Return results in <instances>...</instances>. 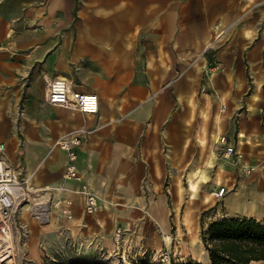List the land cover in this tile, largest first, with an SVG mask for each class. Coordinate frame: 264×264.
Masks as SVG:
<instances>
[{
    "label": "crops",
    "instance_id": "crops-1",
    "mask_svg": "<svg viewBox=\"0 0 264 264\" xmlns=\"http://www.w3.org/2000/svg\"><path fill=\"white\" fill-rule=\"evenodd\" d=\"M57 77L97 94L99 114L48 103ZM80 128L92 131L79 148L82 180L65 181L56 143ZM223 138L243 161L223 158ZM1 145L33 187H64L42 199L52 210L73 202L72 219L64 202L53 213L74 254L110 259L119 228L124 253L168 248L175 189H190V175L204 188L209 167L245 203L230 215L264 220V0H0ZM84 183L100 199L95 215Z\"/></svg>",
    "mask_w": 264,
    "mask_h": 264
},
{
    "label": "rangeland",
    "instance_id": "rangeland-1",
    "mask_svg": "<svg viewBox=\"0 0 264 264\" xmlns=\"http://www.w3.org/2000/svg\"><path fill=\"white\" fill-rule=\"evenodd\" d=\"M22 115H25V112L22 113ZM223 158L226 159L225 156H223ZM212 169V167H209L208 177H206L207 179H205V175L202 176L203 181H208L204 188L199 189V184L192 182V180H196L197 182L199 181V178L193 179L194 175H190L189 177V180L191 178L190 189L188 183L182 184L184 187V189H181L183 205L180 206L179 210H176V226L171 233L172 242L169 243V247L166 249L158 246L153 252V250H147L145 247L146 244H144L145 246L138 248L141 252L124 253L123 245H125L128 241L122 236L120 241H117L115 244L117 252L112 254L110 259L105 260V255L103 254L105 250H93L92 252L85 254L84 252L86 250L82 248V250H84L83 253H72L71 249H73V246L70 247L63 245V239H58L55 235L56 226L58 225V222L55 221L56 214L55 212L53 213V210L57 209L55 204H53V210L51 207L49 208V215L45 217V220L38 219L35 214L37 209H39V206L42 208V206L44 207L49 205V202L47 203L44 199H42V194L47 192H57L53 189L51 191L48 190L40 193L41 195L36 197L37 199H35L33 203H25L22 209H20V213L17 214L16 223L18 228L13 229L15 230V255L10 264H71L72 261H78L79 263L84 264H103L104 261L110 262V264H176L181 261H186L189 258L201 261L205 260V249L200 238L202 230L201 213L212 209L218 204V207L214 211L212 210L205 220V223L209 224L211 221L222 217L224 214H235L238 211V208L234 203L236 199H233V196L230 197L233 192L238 191V187L235 186L230 192H226L224 197L219 199L216 196L214 205L206 206L199 212L196 223V225H198V239L194 241L193 234L195 233V230L189 231L187 226L184 225L183 213L188 205L187 202L194 205L199 203L206 194L217 193L220 191L219 187L222 184L218 185L217 182H214L218 173L216 168L214 170ZM218 176L221 175L219 174ZM28 178L31 181L33 179V175L31 177L28 176ZM174 196L176 206L175 191ZM259 207L261 209H259L260 212H262L261 214H263L259 217L264 219V207ZM23 215L26 218L23 217ZM71 241L72 239L68 240V242ZM89 251H91V248H89ZM106 256H108V254H106Z\"/></svg>",
    "mask_w": 264,
    "mask_h": 264
},
{
    "label": "built area",
    "instance_id": "built-area-1",
    "mask_svg": "<svg viewBox=\"0 0 264 264\" xmlns=\"http://www.w3.org/2000/svg\"><path fill=\"white\" fill-rule=\"evenodd\" d=\"M46 100L48 103L78 111L84 115L99 114V97L95 93H83L75 91L69 81L63 77L48 79L46 85ZM92 133L89 129L80 128L65 135L60 139L56 146L66 152L67 163L63 178L65 181H81L82 176L78 169L79 148L87 135ZM222 143L227 145L225 157L230 159L235 157L236 161H243L244 154L238 151L235 146L228 145L226 138ZM5 146H0V153H3ZM255 168H247L250 173ZM51 191L53 188L37 189L33 187L28 178H23L12 165L0 156V240L4 247L0 246V264H10L14 258V235L17 227L16 217L20 213L25 203H33L36 197L42 192ZM54 190H64L63 186L56 187ZM82 193L85 197V212L88 215H95L100 210V199L98 195L90 189L89 184L84 183ZM227 192L226 187L218 191L217 197H224ZM33 197V199H32ZM66 204L65 208L62 203ZM73 202L69 199L58 200L55 203L57 209H62L63 214L69 219L73 218ZM122 237V230L117 231V241Z\"/></svg>",
    "mask_w": 264,
    "mask_h": 264
},
{
    "label": "trees",
    "instance_id": "trees-1",
    "mask_svg": "<svg viewBox=\"0 0 264 264\" xmlns=\"http://www.w3.org/2000/svg\"><path fill=\"white\" fill-rule=\"evenodd\" d=\"M217 207L218 204L201 215L205 260L189 258L176 264H264V220L224 214L206 224L207 216Z\"/></svg>",
    "mask_w": 264,
    "mask_h": 264
},
{
    "label": "bare ground",
    "instance_id": "bare-ground-1",
    "mask_svg": "<svg viewBox=\"0 0 264 264\" xmlns=\"http://www.w3.org/2000/svg\"><path fill=\"white\" fill-rule=\"evenodd\" d=\"M31 176L32 175H30V177ZM206 177L207 176H205V179H207ZM217 183L218 184H223L224 183V178H222V176H218ZM175 193H176V210H179L180 206L182 205V201H183L182 200V196H181V187H177L175 189ZM216 196H217L216 193H209V194H206L199 203H196V204L193 205L190 202H187L188 205H187V207H186V209L184 210V213H183V221H184V225L187 226L189 231H194L195 230V233L193 234L194 235V241L196 239H198V237H197L198 225H196V223H197V220H198L199 212L206 206L214 205L215 201H216ZM244 204L245 203H239L238 207L239 208H244ZM258 208H260V207H258ZM251 209L254 210V208H251ZM35 214L38 217V219L45 220L46 219L45 217L49 215V207L48 206H44V207L42 206V208H40V206H39V209H37ZM23 217H25V216L23 215ZM0 246L4 247L3 242L1 240H0Z\"/></svg>",
    "mask_w": 264,
    "mask_h": 264
}]
</instances>
